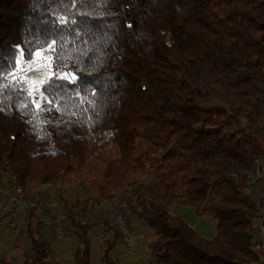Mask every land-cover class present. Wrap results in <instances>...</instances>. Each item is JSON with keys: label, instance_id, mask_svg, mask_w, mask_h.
<instances>
[{"label": "trees", "instance_id": "16d2710c", "mask_svg": "<svg viewBox=\"0 0 264 264\" xmlns=\"http://www.w3.org/2000/svg\"><path fill=\"white\" fill-rule=\"evenodd\" d=\"M37 51L49 74L34 101L17 63ZM254 160L264 163V0H0V184L24 201L9 228L3 197L0 264H59L34 205L70 182L86 194L56 208L90 218L62 223L72 264H91L93 235L98 262L120 264L117 231L94 223L115 212L131 232L151 230L152 264H264ZM175 203L214 220V235L172 215Z\"/></svg>", "mask_w": 264, "mask_h": 264}, {"label": "rangeland", "instance_id": "374dc122", "mask_svg": "<svg viewBox=\"0 0 264 264\" xmlns=\"http://www.w3.org/2000/svg\"><path fill=\"white\" fill-rule=\"evenodd\" d=\"M17 68L20 73L30 81V93L32 99L35 101L38 98L40 81L49 74L48 57L40 51H37L31 62L25 63L24 65L18 62ZM256 186H260L259 181L256 182ZM85 194L86 189L83 185L70 182L66 185L48 188L46 191L36 196L48 207H57L61 198L67 201H73L76 195L84 196ZM49 198H51V200ZM0 201L3 202L2 196H0ZM170 211H172V215L185 221L201 237L209 238L214 235L215 222L207 215H198L192 208L178 203L171 205ZM131 236L133 240L132 247L135 246L134 257L124 254L122 251L124 247L122 243V245H116L113 249V253L118 257L120 264H152V255L149 253L146 246V242L151 236V230L144 226H134ZM9 237L10 231L6 230L4 225H0V253L7 247ZM96 239L97 236L93 235L90 256L91 264H100L97 260L98 250L94 242ZM73 245V238L69 235L65 236L62 241L54 245L59 264H72L70 254Z\"/></svg>", "mask_w": 264, "mask_h": 264}, {"label": "built area", "instance_id": "2783aa9c", "mask_svg": "<svg viewBox=\"0 0 264 264\" xmlns=\"http://www.w3.org/2000/svg\"><path fill=\"white\" fill-rule=\"evenodd\" d=\"M253 173L249 180L250 187L260 192V186H256V182L260 177L264 175V163L257 160L253 162ZM21 191L18 187H11L8 185L0 184V196L7 200V204L3 206L8 212L7 225L9 228L15 226L17 222V214L19 213V206L24 203L20 197ZM40 199V198H39ZM51 200V198H49ZM41 200V199H40ZM32 204V202H29ZM33 205V204H32ZM35 212L38 218L46 225H49L53 229L55 238L60 242L64 239L62 223L67 218L79 220L81 224L90 221V218L85 216H79L77 213L69 210H59L56 207L43 206L41 204L34 205ZM97 226L108 225L112 226L118 233L123 246L129 251L132 249V236L131 231L119 212L104 213L102 218L94 222ZM6 230L9 228L5 227ZM258 240V247L262 250V256L264 259V212L257 218V222L254 230Z\"/></svg>", "mask_w": 264, "mask_h": 264}, {"label": "crops", "instance_id": "0c3cea01", "mask_svg": "<svg viewBox=\"0 0 264 264\" xmlns=\"http://www.w3.org/2000/svg\"><path fill=\"white\" fill-rule=\"evenodd\" d=\"M3 205V202L2 201H0V206H2ZM170 213L171 214H173L172 213V211H170ZM122 245V244H121ZM123 247V246H122ZM59 249V248H58ZM62 251V250H61ZM122 251L124 252V254H128V255H130L131 257H134L135 256V246L134 247H132V249L131 250H127L126 248H122ZM58 258V257H57Z\"/></svg>", "mask_w": 264, "mask_h": 264}]
</instances>
